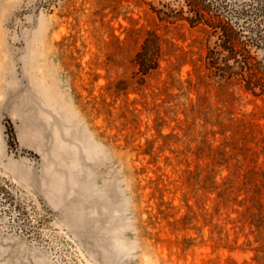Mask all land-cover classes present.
<instances>
[{"label": "rangeland", "instance_id": "obj_1", "mask_svg": "<svg viewBox=\"0 0 264 264\" xmlns=\"http://www.w3.org/2000/svg\"><path fill=\"white\" fill-rule=\"evenodd\" d=\"M187 16L0 0V264H264V43L250 90L207 65L213 21L257 43L264 0Z\"/></svg>", "mask_w": 264, "mask_h": 264}, {"label": "trees", "instance_id": "obj_2", "mask_svg": "<svg viewBox=\"0 0 264 264\" xmlns=\"http://www.w3.org/2000/svg\"><path fill=\"white\" fill-rule=\"evenodd\" d=\"M211 0H182L183 7L187 8L189 16L184 18L190 24L197 22V13L203 15L207 11L208 4ZM257 13H261V1L256 3ZM172 13V11H171ZM247 11L241 10L238 16H246ZM212 28L217 34V41L214 43V49L209 53L208 68L212 71V76L219 81H239L244 83V87L248 90L257 87L260 79L256 80L254 64L250 63L253 57L250 54V48L258 47L264 43V36L256 27L257 43L251 44L246 39L241 37L235 28L229 22L221 20L219 16L212 23ZM241 35V36H240ZM216 47V48H215Z\"/></svg>", "mask_w": 264, "mask_h": 264}]
</instances>
